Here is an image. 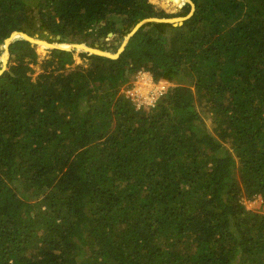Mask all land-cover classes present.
<instances>
[{
  "label": "trees",
  "instance_id": "1",
  "mask_svg": "<svg viewBox=\"0 0 264 264\" xmlns=\"http://www.w3.org/2000/svg\"><path fill=\"white\" fill-rule=\"evenodd\" d=\"M193 1L117 58L52 48L35 78V44H10L0 264H264V209L244 202L264 206V0ZM172 16L150 0H0V46ZM141 69L172 83L147 110L124 93Z\"/></svg>",
  "mask_w": 264,
  "mask_h": 264
},
{
  "label": "rangeland",
  "instance_id": "2",
  "mask_svg": "<svg viewBox=\"0 0 264 264\" xmlns=\"http://www.w3.org/2000/svg\"><path fill=\"white\" fill-rule=\"evenodd\" d=\"M150 1L152 3H154L157 7L164 9L166 12L175 14V16H172L171 18L184 16V15H176L178 12L181 11V8L183 6V0H174L175 1L174 5H171V3H169V1H167V0H150ZM165 1H167V2H165ZM44 34L45 35L42 36L41 33L38 31L34 35H31V36L34 37L35 35H38L37 36L38 39L43 40V41H47V42L53 43V44L55 42L61 41V39H53L55 36L49 35L47 31ZM123 34L122 33H114V35H110V36L108 35V37L100 36L97 39L94 37H89V38H93V41L89 45V47L94 48V47H96V44H98L97 48H99L103 51H108L110 53H116L122 48V43L126 39V36L128 33L124 34V35ZM88 39H83L81 36H71L68 38V41H63V42L86 44ZM35 46H36L39 57H38L37 61L33 64V67L35 69L34 73H33L34 78L37 77V75L44 70L43 67H45V63L43 64V61H44V59H47L50 56L51 49L53 48V47H48L49 45L44 46V45L38 44V43H35ZM72 50L74 51V59H75L74 64H81V63L85 62V65H86L87 62L81 56V53L82 52H89V51H85L84 49H81L80 47H79V49L76 48V49H72ZM5 53H6V51H5L4 45L0 46V55H1V57H0V68H1V70L2 69H5V70L9 69L11 64L13 63L12 61H10V59H7V62H4L2 56H4ZM204 119H205V122L210 126V119L208 117H204ZM244 202L247 205V207H249V208H252L255 210L264 209L263 198L261 196H257L253 200L244 199Z\"/></svg>",
  "mask_w": 264,
  "mask_h": 264
},
{
  "label": "built area",
  "instance_id": "3",
  "mask_svg": "<svg viewBox=\"0 0 264 264\" xmlns=\"http://www.w3.org/2000/svg\"><path fill=\"white\" fill-rule=\"evenodd\" d=\"M171 87V82L157 81L151 72L141 69L135 75L131 86L125 88L124 93L134 102L136 108L147 110L155 107Z\"/></svg>",
  "mask_w": 264,
  "mask_h": 264
},
{
  "label": "water",
  "instance_id": "4",
  "mask_svg": "<svg viewBox=\"0 0 264 264\" xmlns=\"http://www.w3.org/2000/svg\"><path fill=\"white\" fill-rule=\"evenodd\" d=\"M186 2H189L191 5H192V9L190 11L189 14H187L186 16H180V17H174V18H171V17H167V18H159V17H151V18H146V19H143L142 21H140L139 23H137L135 25V27L127 34L126 36V39L124 40V42L122 43V48L116 52V53H110L108 51H103L101 49H98V51H90V50H85V51H89V53H96V54H100V55H104V56H108V57H111V58H117L119 57L120 53L124 50L125 46L127 45L129 39L131 36H133L140 27H142L143 25L145 24H148L150 22H169V23H172L174 25H182L184 23V21L188 18H190L194 11H195V3L193 0H184L183 1V4L186 3ZM14 33H19V36H16V37H13V34ZM111 35H114V32H110ZM38 35H35L34 37L29 35L28 33L26 32H22V31H14L12 33V35L10 37H8L6 40H5V43L3 44L4 45V48L5 50H7V53H8V59L10 57V51H9V46L10 44L18 37H22L28 41H30L32 44H35L37 43L35 41L38 40ZM60 38V35H57L55 36L53 39H59ZM34 40V41H33ZM93 41V38H89L86 42L85 45L89 46ZM46 43H49L46 41ZM72 44H75L73 45V49H76V47H78V45H82L81 43H72ZM98 46V44H96V47ZM53 48H60V49H66V50H72V49H67V48H63L61 46H52ZM82 49H85V48H82ZM1 57V55H0ZM5 69H2L0 70V75L4 72Z\"/></svg>",
  "mask_w": 264,
  "mask_h": 264
},
{
  "label": "bare ground",
  "instance_id": "5",
  "mask_svg": "<svg viewBox=\"0 0 264 264\" xmlns=\"http://www.w3.org/2000/svg\"><path fill=\"white\" fill-rule=\"evenodd\" d=\"M167 1H169V3H171V5H174L175 4V1L174 0H167ZM167 1H165V2H167ZM184 1V0H183ZM166 4V3H165ZM109 36L111 35L110 33L108 34ZM16 36H19V33H14L13 34V37H16ZM59 39H61V36H60V38ZM34 41V40H33ZM35 41L38 43V44H42V45H46V46H48V47H52V46H61V47H63V48H67V49H73V45H75V44H72V43H69V42H55L54 44L53 43H46V41H43V40H40V39H38V40H36L35 39ZM57 43V44H56ZM62 43V44H61ZM79 47L82 49V48H85L84 50H90V51H98V49L99 48H97V47H89V46H87V45H85V44H82V45H78V47H76L77 49H79ZM6 51V53H5V55L4 56H2V58H3V60H4V62H7V59H8V53H7V50H5Z\"/></svg>",
  "mask_w": 264,
  "mask_h": 264
}]
</instances>
